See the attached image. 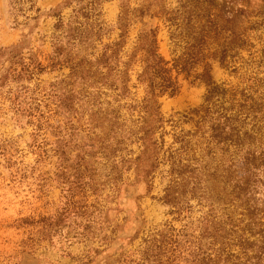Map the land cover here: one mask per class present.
Instances as JSON below:
<instances>
[{
    "label": "rangeland",
    "instance_id": "obj_1",
    "mask_svg": "<svg viewBox=\"0 0 264 264\" xmlns=\"http://www.w3.org/2000/svg\"><path fill=\"white\" fill-rule=\"evenodd\" d=\"M251 1L252 8L259 6ZM213 2L228 12L238 7L232 0ZM196 4L197 0H0V264H118L126 257L125 264H137L144 241L156 232L169 227L180 241L198 238L205 205L187 194L177 215L163 203L169 183L165 162L150 179L138 180L134 159L139 143L118 146L110 159L94 141L99 130L89 125L95 108L80 107L75 100L70 102L74 111L58 107L72 95L66 86L70 71L61 61L84 58L93 63L113 43L119 44L125 59L138 37L154 28L157 53L169 67L180 61L188 38L184 28L195 16ZM166 17L173 24L164 22ZM59 19L61 27L56 29ZM74 29L83 37L74 38ZM56 55L60 63L52 61ZM241 57L247 59L248 53ZM209 65L217 85L241 86L245 73H250H233V63ZM14 70L21 72L19 79L12 76L17 74ZM138 71L137 63L129 68L130 94L123 104L144 96L136 82ZM200 71L197 67L189 74L179 73L178 94L157 100L164 121L156 134L161 153L177 147V136L197 130L192 112L206 94L205 85L194 79ZM101 92L114 95L108 89ZM38 115L49 125L40 132L35 127ZM113 165L116 175L110 171ZM77 172L84 174L85 186L72 192L73 200L94 205L90 232L84 229L86 220L57 214ZM177 264L191 263L179 258Z\"/></svg>",
    "mask_w": 264,
    "mask_h": 264
},
{
    "label": "trees",
    "instance_id": "obj_2",
    "mask_svg": "<svg viewBox=\"0 0 264 264\" xmlns=\"http://www.w3.org/2000/svg\"><path fill=\"white\" fill-rule=\"evenodd\" d=\"M15 1L19 0H10ZM213 1L197 0L195 16L184 28L188 34L185 53L171 67L157 53L156 28L140 35L125 59L120 56L119 44L113 43L93 63L84 58L61 61L70 71L71 82L66 86L72 95L64 97V104L58 107L74 111L70 102L75 100L80 107L95 108L89 125L100 132L94 140L98 148L112 159L118 146L139 143L140 152L134 159L136 177L147 181L161 161L165 162L169 183L162 200L174 214H181L187 194L205 205L198 238L180 241L169 227L156 232L144 241L137 264H177L179 258L191 264H264V0H256V8L251 0H232L238 5L234 12L216 8ZM163 20L170 22L167 17ZM60 27L59 19L55 28ZM73 37L83 35L74 29ZM175 37L172 33L171 39ZM255 41L260 45L258 50ZM243 52L248 53L247 59L241 57ZM57 56L54 63H60ZM210 61L223 67L233 63V73L248 69L250 73H245L241 86L217 85L210 77ZM135 63L139 66L136 82L143 87L144 96L123 104L130 94L129 68ZM197 67L201 71L194 79L206 87L203 104L192 112L197 130L177 136L173 139L177 147L161 153L162 142L156 134L164 121L157 100L178 94V74H189ZM13 72L19 79L21 72ZM90 88L96 90L92 95ZM103 89L114 95L102 93ZM37 117L35 127L40 132L49 125L43 115ZM110 171L118 172L114 165ZM77 173L57 214L86 220L84 229L90 232L94 205L73 200L72 192L85 186L84 174ZM87 180L92 184L90 175ZM126 260L120 258L117 263L125 264Z\"/></svg>",
    "mask_w": 264,
    "mask_h": 264
}]
</instances>
